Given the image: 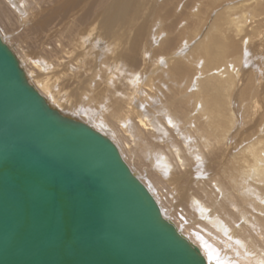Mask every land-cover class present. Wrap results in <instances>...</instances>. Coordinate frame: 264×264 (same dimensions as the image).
Returning <instances> with one entry per match:
<instances>
[{
  "label": "bare ground",
  "instance_id": "1",
  "mask_svg": "<svg viewBox=\"0 0 264 264\" xmlns=\"http://www.w3.org/2000/svg\"><path fill=\"white\" fill-rule=\"evenodd\" d=\"M4 1L9 2L16 9L15 14L20 20L23 21L24 19H27V17H23L25 13L24 10H22V6L27 9L25 5L26 0H0V9L7 14H10L11 10L6 6ZM163 1L164 2L161 6L165 5V0ZM220 1L221 0H206L205 3L207 2V7H211L217 5ZM180 3H182V1H180ZM116 4L117 11L119 10V12L115 18L120 19L121 15L125 14L123 9L128 7L129 3L118 0ZM198 5L194 7V12L190 15L197 19L196 22L193 21L194 23L190 30L186 27V30L182 31L185 35H188L189 31L191 34L190 37H195L196 34L200 32L198 23L202 21V10L199 9ZM163 8L164 7H159L158 11ZM215 10L216 9L214 8V11ZM28 13H31L30 10ZM166 13L168 14V12ZM263 13V0H238L235 5L224 6L219 12L214 14V20L212 21V19H210L209 24L204 27L205 29L198 33L201 37H195L198 39L197 47L194 50L195 55L192 52L187 54V52H185V46L181 51H179V49L182 46H179L177 51L174 49L175 52L172 51L174 52L173 54L163 52V55H157L156 46H153L152 42V45L149 46L150 48L148 47L149 49L142 51V56L140 55L141 58H134L131 63V68L126 70L121 69L115 64H112V66L109 67L110 65L108 61H104L102 66L107 68L108 73L103 75L104 80H100L104 81L106 87H108V91L111 94L109 96L107 93L108 96L106 97L110 98L103 97L104 100L102 102H100L99 99L95 100L94 98H91V101L94 99L93 102L97 104V106H95L100 110L99 114L93 111L95 108L87 107L88 105L86 106L85 104L86 101H84L85 107L80 106V111L85 115L82 114V116L86 117V119H81L82 122L88 124L102 135L107 136L111 142L114 143L123 161L152 194L165 218L170 220L185 238L198 246L206 260V264H264V123H259L260 126L258 129L261 132L260 135L262 137H258L260 135H254L255 137L252 139L243 138V140L236 142L233 137L234 135L232 134L233 126L236 123V116L231 101L228 99L231 90L238 82L236 79L240 73V70L237 71V68L235 69V62L237 59L240 61V58L237 57L236 53L240 51L241 54V48L238 44L237 37L245 32L247 37L243 36L241 41L243 43L245 40L249 41L251 37L249 36L250 33L248 32V29H254L252 27L254 26L252 25L253 23L260 24V22L258 23V20H256V16L258 18V16L263 15ZM45 20L44 17H40L36 23L41 26L45 23ZM127 21L126 25H128ZM122 23L123 24L120 28L125 26L123 20ZM113 24L117 25L120 24V22L115 20ZM172 25L173 22H170L166 29H171ZM249 25L251 28L248 27ZM92 27L91 30H94V25ZM138 29H140V27ZM158 29L159 28H157V30ZM91 30L86 32L84 36L92 35L93 31ZM256 31L258 32V30ZM155 32L152 35H155ZM5 36L3 34L1 36L3 41L7 40L8 36H6V38ZM147 36L144 35V37ZM133 39L134 42L137 41L136 38ZM172 41V39H167L162 44V41L160 40L159 44L164 47L172 43ZM83 42L84 41H82V43ZM57 46L61 48L60 43H58ZM138 46L139 44L137 47ZM169 47L170 46H167L166 48ZM177 48L178 46L176 49ZM239 57H241V55ZM16 58L18 59L17 56ZM18 61L20 63L19 59ZM30 62L34 64L35 67L38 66L41 68V65L36 60L30 59ZM190 62L197 67L191 80L187 74V69L190 68L189 65L193 66ZM239 64L240 62H238V65ZM113 68L123 70L121 71L123 74V82L121 85L113 84L112 82V79L114 78ZM73 69H75V66L72 70ZM27 71L24 70L28 79L30 72ZM69 71H71V69ZM69 73H72V71ZM79 74L72 75H75L76 77ZM99 75L100 74L96 73L97 77H100ZM36 76H38V74ZM48 78L49 77H47V79ZM87 79L89 78L87 77ZM35 80L37 81V79ZM79 80L82 79L79 78ZM30 81L29 82L44 96L53 109H56L59 113L66 116L64 113L66 110L61 109V104H55L54 102L56 101L53 100L54 97L50 99L46 94V88H48L47 84L43 82V85L40 82L34 81L32 78ZM47 81L48 80H46V82ZM88 82L89 86L91 81ZM104 83H102V85ZM82 84L83 83H81V86ZM153 85L154 92L151 93L149 91L150 93H148L146 90L149 88V90L152 91ZM79 86L80 83H78V88H80ZM93 86L94 87L92 88H95V85ZM56 87L59 88V84H56ZM248 87L245 85V88ZM75 88L73 89L76 90ZM245 88L244 90L242 89L244 92L249 90ZM73 89H71V91ZM95 89H93V91ZM63 91L65 90H62V93ZM71 91H69L70 95H72L70 93ZM87 93L81 97L88 99L90 91L88 94ZM91 95L93 94H90V96ZM73 97H75V95ZM68 98L69 97H67V99ZM67 99L63 100L67 101ZM106 99H108V101H106ZM83 100L81 101L82 105H84ZM64 103L65 102L62 104ZM79 103L80 101L78 104ZM67 107L68 108L66 109L69 110V106ZM63 108H65V105ZM72 115L76 116V114ZM96 115H99L100 117L106 115L111 121L109 123L110 125H107V122L104 123L105 119L103 122L100 118L97 119ZM69 116L67 115V117ZM69 118H73V116ZM261 126L262 129H260ZM171 132L175 134L176 139L170 137ZM134 144L145 148V151L143 152H141V149L143 148H140V152L144 154L148 163L138 165V169H140L141 166L139 171L133 166L134 164L128 162L133 159L130 157L126 158V152L131 151L130 147ZM212 148H216L215 150L218 148V151L211 152L213 150ZM224 148L229 150L227 153L228 156H226L225 160L220 164L221 168H219V164L217 165L218 173L221 170L219 173L221 175V180L217 178L218 176L206 180L207 184H205L206 181L201 180L206 187L202 188L201 192V188L199 191H195L197 193H194L195 195L189 193L190 190L194 189L195 182L190 184V187L188 183L186 185H180V188L182 187L184 192L182 198L184 197V201L187 203L186 206L193 211L196 219H198L195 222L197 229H193L192 225L188 226L184 224L185 222L182 223V220L180 224V221H177L176 217L174 218L170 216L173 213H168L166 211L165 204L162 203L157 195L159 192L155 190L156 187L152 181V175H147L145 172V165L146 167H151L154 170L155 175L164 178L167 181L170 180L172 185L176 184L177 186L181 182H178L181 176H176L175 174L177 172L174 169L176 165L178 166L177 168L182 171V174L180 175L183 176L189 174L192 176L189 179L187 178L192 182V179L196 178L206 170V168H204L206 165L203 164L205 152L209 151V153H207L208 155H210V153L213 154L218 162L220 160L218 154L223 153L221 156H224ZM220 149L221 152H219ZM129 154L131 156V152H129ZM213 162L216 163L214 160ZM143 171L145 172V175L143 174ZM189 175L187 177H189ZM196 180L197 179H195V181ZM204 185H200V187H203ZM182 198L179 202H175V204L177 203L176 205L171 203V200V204L169 203L171 210L182 204ZM163 200H165V198ZM238 219L243 220L241 225H237Z\"/></svg>",
  "mask_w": 264,
  "mask_h": 264
},
{
  "label": "water",
  "instance_id": "2",
  "mask_svg": "<svg viewBox=\"0 0 264 264\" xmlns=\"http://www.w3.org/2000/svg\"><path fill=\"white\" fill-rule=\"evenodd\" d=\"M0 264H206L114 143L53 109L1 36Z\"/></svg>",
  "mask_w": 264,
  "mask_h": 264
},
{
  "label": "rangeland",
  "instance_id": "3",
  "mask_svg": "<svg viewBox=\"0 0 264 264\" xmlns=\"http://www.w3.org/2000/svg\"><path fill=\"white\" fill-rule=\"evenodd\" d=\"M117 1L118 0L116 1L115 0H26L25 5L27 9H25L22 6V10H24L25 13L23 17L24 18L27 17V19H24L23 21L16 16L15 14L16 9L9 2L4 1L6 3V6L11 10L10 14H7L5 11H2L0 9V33H1L0 36H2V34L4 36L5 35L8 36L7 40H4V42L9 45L15 56L18 57L21 66L24 68V70L26 71L28 70L30 72V75L28 77L29 81L32 78L34 81H36L35 79H37L36 82H40L43 85L44 83L47 84L48 88H46V94L50 99L54 97L53 100L56 101L54 102L55 104L57 105L61 104V106L60 105L59 106L62 107L61 109L66 110V112H64L66 116L67 115L68 116L70 115L69 117L73 116V118L80 121H82L81 119H86V117H84L85 115L83 114V112L80 111V106L85 107V104L86 106L88 105L87 107L90 108L92 107L93 109L95 108L93 111L99 114L100 110L97 109L98 107L96 108L97 104L93 102L94 99L95 100L99 99L100 102H102L104 100L103 97L108 96V94L110 96L111 94L109 93L108 87H106L104 81L100 80L103 79V75H106L108 73L107 68L102 66V63L104 61H108L110 65L109 67H111L112 64H115L118 65V67H120L121 69L126 70L128 68H131V63L133 62L134 58L135 59L136 57L141 58L142 56L141 54L143 53L142 51L149 49L150 48L149 46L152 45V42H153V46H156L157 55L158 54L163 55V52L173 54L175 51L179 49V46H182L180 47L179 51H181L182 48L184 49L185 46V52H187V54H189L190 52L194 54V50L197 47L196 45L198 42V39L195 37H198L200 35L198 33L202 32V30L205 29L204 27H206V25L209 24L210 19H212V21L214 20L213 19L214 14L219 12L224 6L226 5L228 6L232 4L235 5L238 2V0H226V1L221 0L219 3H217V5L207 7L206 6L207 2L205 3L206 0H180L184 4L180 3L179 0H168V1L165 0L164 6H161L164 2L163 0L160 1L159 0H122V2H128L129 6L123 9V12L125 14L121 15L120 19H116L115 17L119 12V10L117 11V4H116ZM197 5L199 6V9L202 10V14H201L202 21L198 23L200 32H198L195 37H190L191 34L189 31H188V35L183 34L182 31L186 30V27L188 30H190L192 24L196 22L197 19L195 17H191L190 15L192 14V12H194L193 11L194 7H196ZM159 7H164V8L158 11ZM214 8L216 9L215 11L217 10L218 11L215 12ZM29 10L31 13H28ZM166 12H168V14ZM260 16L261 18L262 17L263 18L261 19ZM260 16H258V18L256 16V20H258V23L260 22V24L253 23L252 25L254 26L252 25L251 26L254 29H250V30L248 29V32L250 33L249 36L251 37L249 41L245 40L244 43L241 41L243 36L247 37V34L245 32L237 37L238 44L240 45L241 48V54L240 51L236 53L237 57L240 58V61H238L237 59V61L235 62V69L237 68L236 69L237 71L240 70V73L238 74V78L236 79L238 82L236 81L237 84H235V87L231 90L228 98L231 101V105L234 108V113L236 116V123L234 124L232 129L233 130L232 134L234 135L233 137L236 142L243 140V138L252 139L253 137L260 135L261 132L258 130L259 126L262 122L264 123V13L263 15ZM40 17H44V20L46 19L45 23L41 26H39L36 23ZM115 20H118L120 24L114 25L113 22ZM122 20L125 22L124 24L125 26H122L120 28V26L123 24ZM125 20L126 21L128 20L127 21L128 25H126ZM183 21L186 23H184ZM170 22L171 23L173 22L172 28L166 29L167 25ZM93 25L95 31L91 30V28H93L92 27ZM139 27L140 29H138ZM248 27L251 28L250 25ZM157 28L159 29L157 30ZM90 30L93 31L92 35L84 36L86 32ZM138 30L139 31L142 30V31L139 32ZM256 30H258V32ZM154 32L155 35H152L154 34ZM144 35L145 36L148 35V36L144 37ZM200 37L201 36H199V38ZM133 38H136L137 41L134 42ZM167 39H172L173 40L172 43L162 47L161 44H159L160 40L162 41L163 44V42ZM82 41L84 42L82 43ZM58 43L61 44V48L57 46ZM138 44L139 46L137 47ZM167 46L170 47L166 48ZM177 46L178 48L176 49ZM240 55L241 57H239ZM30 59L36 60L41 65V68H39L38 66L35 67V65L30 62ZM192 62L190 63L193 66L189 65L190 68L187 69V74L189 75L188 77L190 80L192 76H194V73L197 70V67ZM238 62H240L239 65ZM71 63L74 64L72 65ZM74 66L75 69L72 70ZM70 69L72 73H69L71 72L69 71ZM113 69H114V73H113L114 78L112 79V82L113 84L121 85V83L123 82L122 80L123 74L121 73V71L123 70L119 68H113ZM96 73L100 74L99 76L102 77L101 78L97 77ZM37 74L38 76H36ZM72 74L75 75L79 74L77 75L78 78L77 76L75 77V75L73 76ZM70 75H72L74 78ZM43 76H45L46 78ZM81 76L84 78H82ZM47 77L49 78L47 79ZM87 77L89 79H87ZM79 78H81L82 80H79ZM46 80L48 81L46 82ZM88 81L92 82V83L90 82L89 86H88L89 84ZM55 82L56 84H59V88H57L58 85L56 87ZM78 83H80L79 86L80 88H78ZM81 83H83L82 84L83 88L81 86ZM102 83L104 84L102 85ZM60 85L62 86V89ZM93 85H95L96 89L92 88L94 87ZM245 85L246 87L248 86L249 87L245 88ZM70 88L71 89L75 88L76 90L73 89L75 92L73 90L71 91ZM244 88L249 89L248 90L249 92L248 91L244 92L243 91ZM93 89H95L94 91L96 93L93 91ZM62 90L65 91H63L62 93ZM69 91H71L70 93L72 95L69 94ZM84 91H87L88 93L90 91L88 95V99L90 100H88L87 98H82L83 95H86L85 93H87ZM146 91L148 93L150 92L153 93L154 85L152 91L149 90V88ZM65 94H68L69 96ZM90 94L93 95L90 96ZM74 95L75 97H73ZM66 96L69 98L67 99ZM62 98L65 100L67 99L68 102L64 101ZM91 98H94L93 101H91L92 100ZM106 98H110V97H106ZM81 99L82 100L84 99L83 104L85 103L84 101H86L84 105H82ZM78 100L80 101L79 104H78L79 102ZM106 101H108V99H106ZM63 102L65 103L62 104ZM64 105L65 108H63ZM67 106H69V110L66 109L68 108ZM72 114H76V116ZM82 114L84 116H82ZM96 116L97 119L100 118L102 122L105 119L104 123L107 122L106 123L107 125L111 122L106 115L103 117L102 116L100 117L99 115ZM260 129H262V126ZM189 132L191 133L190 130ZM170 137L176 139L175 134L173 132L170 133ZM258 137H262V136L260 135ZM136 146L138 147V149ZM140 148H143L141 149V152L145 151V148L143 146H138L137 144L131 145L130 147L131 151L126 150L127 151L126 158L130 157L131 159H133V160H129L128 162L130 164H134L133 166H135L138 171L141 169V166L140 169H138L139 168L138 165H141L142 163L148 164L146 157L144 156L143 153L140 152ZM212 149L213 150L211 152L218 151V148L217 150H215L216 148L215 149L212 148ZM129 152H131V156ZM219 152H221V149ZM228 152L229 150L225 149L224 156H221L223 155V153L218 154L220 157L219 158L220 160L218 162L216 157L213 156V154L210 153V155H208L207 153H209V151L205 152L206 156L204 155L203 164L207 166V167L204 166L206 170L196 178L192 179V182L188 180L192 176H190L189 174H188L189 177H187L188 176L187 174L183 176L180 175L182 174V171L179 168H177L178 166L176 165L174 167L175 171H177L175 173L176 176L179 175L183 177V178L180 177L178 182L180 181L181 182L177 186L176 184L172 185L170 180L167 181L164 178H160L159 176L155 175L154 170L149 166L146 167L145 165L144 168L148 169V170L145 169V172L147 173V175H152L153 179L152 178L151 179L156 187L155 190L159 192L157 195L161 199L162 203L165 204L166 211L168 213H173L170 216L174 218L176 217L177 218L176 220L180 221L179 222L180 224L182 220V223L185 222L184 224L188 226L192 225L193 229H197V225H195V222L198 220L196 219V216L194 215L193 211L188 209V207L186 206L187 203L184 201L185 200L184 197L182 198V194H184V192L182 187L180 188V185H186L188 183L190 187V184L195 182L193 189L194 191L190 190L189 193L197 194L196 192L199 191L200 188H201L200 190L201 192L202 188L206 187V185H204V182L202 181H206L212 177L214 178L215 176L216 177L218 176L217 178L220 179L221 175L219 173L221 170L218 173L217 165L219 164V168H221L220 164H222V162L225 160V157L228 156L227 155ZM213 160L216 161V163L213 162ZM145 172L143 171L144 175ZM195 179L197 180L195 181ZM205 184H207V181L205 182ZM200 185H204V186L200 187ZM162 197H164L166 201L163 200L164 198ZM181 198H182V202H181L182 204H180V206L178 207H175V209L173 208L172 211L170 204L173 203L174 205H176L177 203L175 204V202L176 201L179 202ZM241 220L239 219L237 220V225H241L243 223V220L242 221Z\"/></svg>",
  "mask_w": 264,
  "mask_h": 264
}]
</instances>
